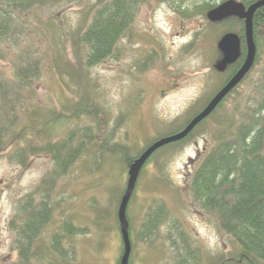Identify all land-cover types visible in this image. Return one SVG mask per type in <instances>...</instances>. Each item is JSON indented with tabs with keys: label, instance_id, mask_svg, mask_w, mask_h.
Wrapping results in <instances>:
<instances>
[{
	"label": "rangeland",
	"instance_id": "rangeland-1",
	"mask_svg": "<svg viewBox=\"0 0 264 264\" xmlns=\"http://www.w3.org/2000/svg\"><path fill=\"white\" fill-rule=\"evenodd\" d=\"M222 1L208 0L213 7ZM95 2L13 8L14 34L0 40V264H17L23 207L39 211L44 205L49 219L30 243L27 264H119L116 209L130 163L154 140L181 130L226 75L228 65L215 67L216 47L234 29L208 20L213 7L196 6L203 0H137L112 53L86 67L87 46L74 41L90 21L86 5ZM259 29L257 59L219 110L186 140L156 149L142 166L126 209L128 264H236L234 241L189 184L215 145L217 121L229 113L239 118L263 98ZM25 63L34 76L18 79L14 73ZM48 108L63 115L49 127L42 124ZM44 144L61 145L60 155L66 149L74 161L59 171Z\"/></svg>",
	"mask_w": 264,
	"mask_h": 264
},
{
	"label": "trees",
	"instance_id": "trees-1",
	"mask_svg": "<svg viewBox=\"0 0 264 264\" xmlns=\"http://www.w3.org/2000/svg\"><path fill=\"white\" fill-rule=\"evenodd\" d=\"M64 1L0 0V40L14 34L11 19L13 8L26 10L35 4L50 3L55 5L61 2L64 3ZM239 1L247 6L254 0ZM135 4H137V0H96L94 7L91 4L86 5L89 8L91 7L90 10L92 9L90 21L79 38L74 41L79 46H87V52L84 56L86 67L100 62L112 53L121 33L132 19ZM196 6H198L197 9L199 10L213 7V3L203 0L202 4ZM182 10V13H187L188 11L185 8ZM222 22L229 24L228 29L232 28L234 32H238L241 40V55L234 63L226 67V71H224L226 75L222 78L218 88H215V92L237 69L246 52L243 19L229 16L222 19ZM260 27H264V6L258 8L253 16L255 39L259 34ZM217 50L218 47H216ZM215 55L220 57V51H217ZM32 68L31 64L25 63L16 69L14 75L18 79L32 77L34 76ZM233 90L234 88L231 92ZM3 96L7 95L3 94ZM9 99H11L10 96ZM9 99L6 101L8 102ZM223 100L200 123L205 122L208 117L217 112ZM53 109L48 108L49 115L42 121L44 126H48L56 120L58 122L63 117L61 113L57 117V111ZM52 113H56V115L49 118ZM224 116V118H220L217 121L218 129L215 134V145L206 152L191 177L190 191L201 206L209 208L215 214L216 219L219 220L220 228L231 236L235 244V254L238 258L235 261L236 264L237 261H241V264H264V94L262 100L247 114L240 115L239 118L231 113L224 114ZM197 126L180 141L189 138L197 130ZM174 143L176 142L172 144ZM43 146V151L49 154L54 161H58L59 171L64 172L75 159V155L66 149L64 150V155L63 153L60 155L59 148L61 145L60 147L58 144L52 145V147L47 144ZM119 150L123 151V147L119 148ZM20 151L28 154L34 153L32 147H23ZM24 209L27 211L26 219L19 226L17 232L19 235L17 239V264L30 263L31 259L28 258L31 250L30 243L37 238L39 230L49 219V209L45 205L39 211L29 209L27 206L23 207ZM126 212L127 218H129L128 211ZM67 231L69 233L72 232L68 229ZM52 242H54L53 239ZM231 263L234 264V262Z\"/></svg>",
	"mask_w": 264,
	"mask_h": 264
},
{
	"label": "water",
	"instance_id": "water-1",
	"mask_svg": "<svg viewBox=\"0 0 264 264\" xmlns=\"http://www.w3.org/2000/svg\"><path fill=\"white\" fill-rule=\"evenodd\" d=\"M262 6H264V0H254L247 6L239 0H224L206 13L207 19L211 21H219L229 16H236L243 19L246 47L245 55L237 71L215 92L208 103L190 118L181 130L154 140L130 163L125 187L117 207V219L123 242V250L119 264H128L131 243L129 239L126 209L142 166L156 149L165 144L184 138L197 123L211 113L225 95L238 84L245 73L251 68L256 56V45L253 37V16L255 11ZM240 45V37L237 33L229 31L222 34L217 42V47L221 52V57L215 64L217 70L223 71L227 65L234 63L240 57Z\"/></svg>",
	"mask_w": 264,
	"mask_h": 264
},
{
	"label": "flooded vegetation",
	"instance_id": "flooded-vegetation-1",
	"mask_svg": "<svg viewBox=\"0 0 264 264\" xmlns=\"http://www.w3.org/2000/svg\"><path fill=\"white\" fill-rule=\"evenodd\" d=\"M253 37H254V34H253ZM254 41H255V45H256V39L254 38ZM240 43H241V40H240Z\"/></svg>",
	"mask_w": 264,
	"mask_h": 264
},
{
	"label": "bare ground",
	"instance_id": "bare-ground-1",
	"mask_svg": "<svg viewBox=\"0 0 264 264\" xmlns=\"http://www.w3.org/2000/svg\"><path fill=\"white\" fill-rule=\"evenodd\" d=\"M220 51V50H219ZM221 53V52H220ZM221 57V56H220Z\"/></svg>",
	"mask_w": 264,
	"mask_h": 264
}]
</instances>
